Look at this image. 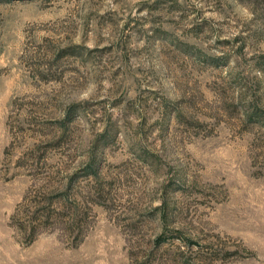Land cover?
I'll return each mask as SVG.
<instances>
[{"label": "rangeland", "instance_id": "rangeland-1", "mask_svg": "<svg viewBox=\"0 0 264 264\" xmlns=\"http://www.w3.org/2000/svg\"><path fill=\"white\" fill-rule=\"evenodd\" d=\"M0 264H264V0H0Z\"/></svg>", "mask_w": 264, "mask_h": 264}]
</instances>
